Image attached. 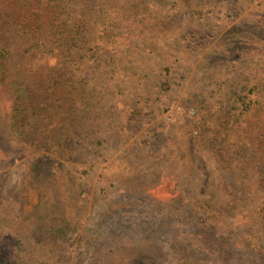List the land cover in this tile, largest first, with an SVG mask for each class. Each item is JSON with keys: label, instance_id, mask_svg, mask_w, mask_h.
<instances>
[{"label": "rangeland", "instance_id": "rangeland-1", "mask_svg": "<svg viewBox=\"0 0 264 264\" xmlns=\"http://www.w3.org/2000/svg\"><path fill=\"white\" fill-rule=\"evenodd\" d=\"M144 2L136 28L117 32L114 68L103 60L72 66L88 82L78 126L83 137L72 141L71 159L56 165L59 186L38 191L30 184L43 145L12 134L0 98V224L8 229L2 244L11 264H208L193 227L175 217L162 222L153 200L167 208L174 183L157 187L161 176L179 183L187 209L207 219L229 247L252 233L264 250V213L258 217L246 205L243 172L229 168L244 167L248 157L251 176L264 174V154L246 141L236 147L233 138L241 99L264 85V0ZM3 26L0 46L19 54L26 42L0 14ZM84 54L76 50L74 57ZM14 66L26 87L29 77ZM204 126L215 134H205ZM58 204L78 231L66 244L43 246L26 220L44 207L45 225L58 226Z\"/></svg>", "mask_w": 264, "mask_h": 264}, {"label": "trees", "instance_id": "trees-1", "mask_svg": "<svg viewBox=\"0 0 264 264\" xmlns=\"http://www.w3.org/2000/svg\"><path fill=\"white\" fill-rule=\"evenodd\" d=\"M183 1L191 6L194 3L192 0ZM144 4V0H0L1 16L14 25L26 42V47L19 54L0 46V98L8 106L12 134L25 143L43 145L45 152L36 154L29 169V182L36 190L60 185L56 165L71 159L72 141L83 137L78 132V126L80 114L85 109L82 91L88 82L77 78L72 66L92 62L99 64L103 60L106 66L114 68V52H118L115 40L121 37L117 32L136 28L133 22L138 14L144 13ZM8 8L13 11L9 13ZM20 11L24 12L23 17L19 15ZM0 32H5L4 26ZM76 50L85 53L77 60L74 57ZM14 62L29 77L26 87L13 74ZM240 104L236 110L239 123L234 128L233 137L239 139L236 147L244 145L246 141L254 144L256 154H264V85L252 88ZM203 132L207 135L215 134L206 126ZM220 158L226 160L223 155ZM247 159L242 158L244 167L235 169V165H231L229 168L243 172L242 178L247 183L244 186L246 205L255 208L257 211L254 215L261 217L264 213V174L254 179L251 176L252 169L246 167ZM251 162L255 161L252 159ZM257 166L259 172L261 163ZM166 181L172 185L174 183L170 205L164 208L168 211L165 213V206L155 204V200L153 205L155 208L161 207L159 210L165 214L163 223L175 217L173 221L178 220V225L193 227L196 232L194 240L208 264H232L234 261L241 264H264V250L253 239L252 233L251 238H243L239 245L229 247L227 240L218 235L207 219L187 209V199L182 190H178V182L161 176L157 187L162 182L165 185ZM255 189L262 195L260 199L253 194ZM56 211L60 222L55 227L45 225L44 207L38 208L25 219L32 229L33 238L43 246L66 244L78 231L62 204L56 206ZM247 216L245 212V223H248ZM262 222L264 224V217ZM165 225H162L161 230L165 229ZM5 230L8 229L0 224V264H11L6 261L7 247L2 244ZM17 247L23 252L21 239H18ZM21 251L16 249L12 253Z\"/></svg>", "mask_w": 264, "mask_h": 264}]
</instances>
